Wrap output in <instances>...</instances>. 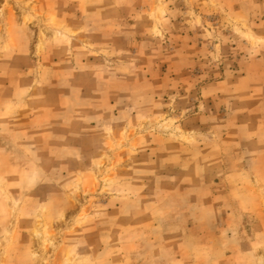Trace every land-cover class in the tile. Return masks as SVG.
Returning <instances> with one entry per match:
<instances>
[{"label":"rangeland","instance_id":"obj_1","mask_svg":"<svg viewBox=\"0 0 264 264\" xmlns=\"http://www.w3.org/2000/svg\"><path fill=\"white\" fill-rule=\"evenodd\" d=\"M0 264H264V0H0Z\"/></svg>","mask_w":264,"mask_h":264}]
</instances>
